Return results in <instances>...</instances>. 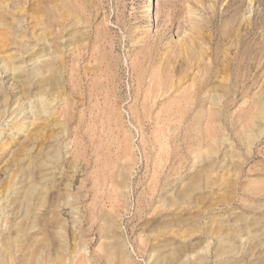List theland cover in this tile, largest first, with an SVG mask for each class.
I'll return each instance as SVG.
<instances>
[{
  "label": "rangeland",
  "instance_id": "1",
  "mask_svg": "<svg viewBox=\"0 0 264 264\" xmlns=\"http://www.w3.org/2000/svg\"><path fill=\"white\" fill-rule=\"evenodd\" d=\"M0 264H264V0H0Z\"/></svg>",
  "mask_w": 264,
  "mask_h": 264
},
{
  "label": "bare ground",
  "instance_id": "2",
  "mask_svg": "<svg viewBox=\"0 0 264 264\" xmlns=\"http://www.w3.org/2000/svg\"><path fill=\"white\" fill-rule=\"evenodd\" d=\"M5 7V6H4ZM7 7V6H6Z\"/></svg>",
  "mask_w": 264,
  "mask_h": 264
}]
</instances>
